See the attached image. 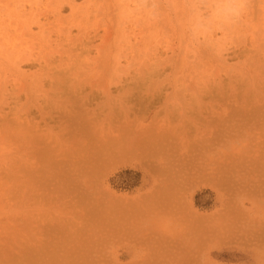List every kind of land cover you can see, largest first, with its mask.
<instances>
[{
	"label": "rangeland",
	"instance_id": "obj_1",
	"mask_svg": "<svg viewBox=\"0 0 264 264\" xmlns=\"http://www.w3.org/2000/svg\"><path fill=\"white\" fill-rule=\"evenodd\" d=\"M0 264H264V0H0Z\"/></svg>",
	"mask_w": 264,
	"mask_h": 264
},
{
	"label": "bare ground",
	"instance_id": "obj_2",
	"mask_svg": "<svg viewBox=\"0 0 264 264\" xmlns=\"http://www.w3.org/2000/svg\"><path fill=\"white\" fill-rule=\"evenodd\" d=\"M40 1H41V0H40ZM22 3H23V2H22ZM22 3H21V4H22ZM130 3H131V2H130ZM133 3H134V2H133ZM21 4H20V5H21ZM34 4H35V3H34ZM37 5H38V3H37ZM22 6H23V5H22ZM22 6H21V7H22ZM24 6H25V5H24ZM24 6H23V7H24ZM29 6H30V5H29ZM33 6H34V5H33ZM40 6H41V5H40ZM30 7H31V6H30ZM17 8H19V7H17ZM38 8H39V7H38ZM139 8H140V7H139ZM229 8H230V7L226 6V8L223 9V11H224V10H228ZM20 9H21V8H20ZM20 9H19V10H20ZM35 9H36V8H35ZM35 9H34V10H35ZM17 10H18V9H17ZM30 10H31V9H30ZM36 10H37V9H36ZM36 10H35V11H36ZM22 11H23V10H22ZM22 11H21V12H22ZM24 11H25V10H24ZM21 12H20V13H21ZM26 14H27V13H26ZM23 15H24V14H23ZM19 16H20V15H19ZM37 21H38V20H37ZM34 25H35V24H34ZM133 31H134V30H133ZM11 34H12V33H11ZM7 38H8V37H7ZM210 38H211V37H210ZM9 39H10V38H9ZM1 40H2V39H1ZM5 46H6V45H5Z\"/></svg>",
	"mask_w": 264,
	"mask_h": 264
}]
</instances>
